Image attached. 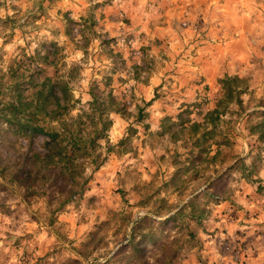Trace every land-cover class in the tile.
Masks as SVG:
<instances>
[{
	"label": "clouds",
	"instance_id": "obj_1",
	"mask_svg": "<svg viewBox=\"0 0 264 264\" xmlns=\"http://www.w3.org/2000/svg\"><path fill=\"white\" fill-rule=\"evenodd\" d=\"M0 264H264V0H0Z\"/></svg>",
	"mask_w": 264,
	"mask_h": 264
}]
</instances>
